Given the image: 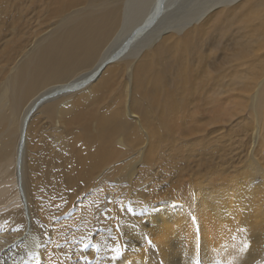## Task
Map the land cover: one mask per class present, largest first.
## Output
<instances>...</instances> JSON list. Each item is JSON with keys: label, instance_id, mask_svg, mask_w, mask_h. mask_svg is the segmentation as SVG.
Masks as SVG:
<instances>
[{"label": "bare ground", "instance_id": "obj_1", "mask_svg": "<svg viewBox=\"0 0 264 264\" xmlns=\"http://www.w3.org/2000/svg\"><path fill=\"white\" fill-rule=\"evenodd\" d=\"M16 1L0 0V42L12 36L0 50L11 65L0 93V264H264V177H251L256 167L264 172V83L252 132L235 114L240 140L251 136L255 149L244 154L256 161L246 178L188 193L184 180L232 149L181 145L223 122L227 107L217 108L215 88L233 86L206 78L212 89L197 99L193 73L203 58L210 75L261 53L258 28L243 41L223 31L262 15L264 0H207L182 19L180 0H25L8 24ZM143 132L149 143L135 172L128 159L147 141ZM216 143L210 137L208 146ZM109 179L132 182L131 205L119 188L110 201L102 197ZM201 181L191 190L211 185Z\"/></svg>", "mask_w": 264, "mask_h": 264}, {"label": "rangeland", "instance_id": "obj_2", "mask_svg": "<svg viewBox=\"0 0 264 264\" xmlns=\"http://www.w3.org/2000/svg\"><path fill=\"white\" fill-rule=\"evenodd\" d=\"M24 1L25 0H17L16 2H14L12 4H9L8 10H9L11 17L8 20H6L5 22H7L9 24L10 22H15L16 20L19 19L18 7L20 5H23ZM28 1L32 4L34 3L31 0H28ZM206 1L207 0H185V1L180 0L179 1L180 3L177 6H180L181 8L179 10L180 12H176V14L178 15L177 18L182 19L183 17L188 16V15L194 16V13L196 12V10H198V9L201 10L204 7ZM34 5H36V4H34ZM54 23L55 22L51 23V25H53ZM31 25H32V27H35L37 25V23L34 21H31ZM224 26H225V28H224L223 32L226 31L225 34H227V37L230 36L232 38V40L238 38L241 41H243L247 38L250 31L254 28L255 29L258 28L259 31L261 30L262 32H264V10L262 12V15H259L258 17L254 18L251 23L242 24V23H238V21H231V22L224 24ZM20 29L22 30V22L20 25ZM7 35H8V37L3 39L0 42V50L3 48V43L12 37L9 33ZM26 39L28 41H30L32 39V35H29L27 38L25 36L24 40H26ZM230 42H228L227 44L230 45L231 44ZM258 44H261V46H257L256 49L260 50L261 53H259L257 57L252 58L249 61H246L245 65H242L241 67H239L238 63H235L233 65L225 66L218 73L217 72H211L210 73V70H211L210 69L209 70L210 75H207V74H205L207 61L205 60V58H203L204 61L202 64H200L197 67L196 72L195 73L192 72L195 75L197 74V77L200 76L199 79L197 77H195L196 79L194 80V83H196V85L197 84L199 85V87H198L199 93H198V96L196 97L197 99H199V98L205 99L208 96L207 93L209 91H211V89H212L211 86H205V82L207 81V79H208V85L210 83L213 85V82H215L217 80L220 81V84L222 85V87L233 85L229 89V91H226L227 87H225L224 89H222L221 87L215 88L214 96H215L216 101L218 102L217 108L221 109L222 107H225V106L227 107L225 114L222 115L223 122L220 125H216V126H213L209 129H207L204 134H201L198 137L199 139L196 140V142L194 140L192 141L191 139H187L186 141L181 143V145H186V146L187 145H197L200 147L201 152H204V150H205L204 148H206L205 151L208 152L209 150L211 151L212 149H215V147L216 148L218 147L221 150H226L228 145H230L229 149H232L231 150L232 154L230 156L226 157L224 159V161L219 160L218 163H214L212 166L202 167L200 169L201 171L199 170V172H198L199 175L196 176V179L194 177L192 180V177L195 176V175H193L190 177V179L188 178L187 180H184V182H185L184 186L187 188V190L189 189L188 193L193 194L194 196H196L198 193L204 192V189L208 188V187H214V188L216 187L215 188L216 192H218L220 190L223 191L224 190L223 188H225L226 186L227 187L233 186L232 182H233V184H235L236 181L246 178L248 176L247 174L249 173L248 171H250L253 168L252 165L256 163V161L251 157H249L248 159L247 158L243 159L246 149L251 150L250 152H252V153L255 149L253 150V148H252L253 144H251V142H250L251 136L247 137V139H245L243 141L240 140V137H239L240 129H239V127H241L242 124L240 123L239 125H237L238 121H236L235 114H241L242 118L245 119L244 122H246L247 125L252 123V125L257 126L259 124L257 115H256L255 111L252 110V105L254 103V101H253L254 95L264 83V41H259ZM19 46H20V44H19ZM229 47H231V45ZM223 48H221V50L218 49L216 52L217 55L214 56L215 58L218 56L217 57V58H219L218 60L221 59L222 50L225 49V48L224 49ZM209 51H213L212 48H210ZM0 65L3 67V70L1 71V74H0V93H1L3 87L6 83L7 76L11 73L10 72L11 71V65H6V63L4 61L3 62L1 61ZM201 77H203L202 80H201ZM124 81H126V79H124ZM123 82H122V84H120L121 85L119 88L120 93L122 91ZM202 88H203V90H202ZM191 111H193V108H190L189 112L191 113ZM228 120H233L234 124L231 126L228 123ZM262 120L264 121V117L262 118ZM51 126H52L51 124H48L46 129H45L47 131L44 130L45 132L44 131L43 132H44V134L46 133L45 135L47 137H50L51 139H53V137L55 136L53 133L54 128H53V126L52 127ZM247 127H249L250 131L252 132V126L248 125ZM48 128H49V130H48ZM209 136L214 137V139H216L219 143H216V146H214V147L211 146V148H210L208 146L209 139H210ZM243 137L244 136L242 135L241 138L243 139ZM143 139L147 140L144 142L145 146L144 145L142 146V147H144V149H142V147H141L139 149V154H134L135 156L133 155L128 159L129 168L134 169L136 167L135 172L139 169V167L142 164L141 157H142L144 150L147 148V145L149 143L147 133H145V132H143ZM39 152L43 153L42 156H44L46 154L45 147L44 146L41 147ZM141 153H142V155H141ZM140 155H141V157H140ZM40 161H43V159H40ZM140 162H141V164H140ZM124 164L125 163H122V165H124ZM181 165L185 166L186 162H183ZM192 166H193V168H195V165L192 164ZM242 169H243V171H242ZM246 170H248L247 171L248 173L245 172ZM135 172L131 174V173H129V171H126V177L124 176L125 179L131 178L132 175L135 174ZM239 173L243 174V175H241L242 178L240 177ZM252 173L254 176H251V177H255L258 181L263 180L264 172H262L261 168L256 167L254 169V171H252ZM233 174L234 175L238 174V175L236 177ZM187 176L188 175L185 174V177H187ZM231 176L233 178H231ZM203 178H208L211 181V185L201 186L199 188V190H197V189L191 190V188L194 186L193 183H197V182L202 183L201 180ZM131 179H133V178H131ZM186 182L187 183L190 182L189 184H191V182H192V184L189 185ZM165 184L168 186L169 182H165ZM131 187H133V184L129 180L128 181L124 180L123 182H121L119 184V183H116V181L114 179H109L107 182V188H106L107 191L106 190L102 191L103 193H105L102 195V197L105 200L110 201V197L108 195H110L111 193H114V195L117 196V194L120 193V194H118V197L120 199L122 198L121 201L123 202V204L127 205L128 203H130V205H131V202L133 201V196H132L133 194H132V188ZM108 189L109 190L111 189L110 190L111 192ZM117 189H118V193L116 194L115 192H117ZM135 192H133V193H135ZM84 193L82 195L83 197L81 196L79 198V200H77L79 202L76 201V203L72 206L70 212H68V213H73L75 211L78 212L79 209L77 208V206H78V204L81 203V201L85 200L84 197L88 193V191L84 192ZM88 194H91V193H88ZM178 195H180V194H178ZM66 197L67 196H65V198ZM120 199H119V201H120ZM175 199L180 200V199H178V197H175ZM125 200H126V202H125ZM128 200H130V201H128ZM180 201H182V200H180ZM116 202H118V201H116ZM148 203H146V206ZM142 205L144 206L145 203ZM50 206H54V205H50ZM54 207L57 208L56 205ZM105 211L104 212L106 214L108 212V209H106ZM0 213L2 214L3 212H0ZM68 213H66V214H68ZM107 215L108 214H106V218L109 221V219H111V217L113 215H108V216ZM59 216L60 215L54 214L51 218L56 219L55 217L58 218ZM51 218H50V220H51ZM112 218L113 219H111V222L112 223L116 222L113 224L118 223L117 224L118 226H120L122 224V223L121 224L119 223L118 218H116V217H112ZM42 223L43 222H41V227H42ZM44 225H46V224H44ZM47 236H48V234H47ZM19 242H21V241L17 240L15 242H13L11 245L15 244L14 246H17L19 244ZM33 254L36 255V253H33Z\"/></svg>", "mask_w": 264, "mask_h": 264}, {"label": "snow or ice", "instance_id": "obj_3", "mask_svg": "<svg viewBox=\"0 0 264 264\" xmlns=\"http://www.w3.org/2000/svg\"><path fill=\"white\" fill-rule=\"evenodd\" d=\"M113 251L116 253L117 256L120 255V249L119 248L113 249ZM113 258L115 259L116 257L114 256Z\"/></svg>", "mask_w": 264, "mask_h": 264}]
</instances>
